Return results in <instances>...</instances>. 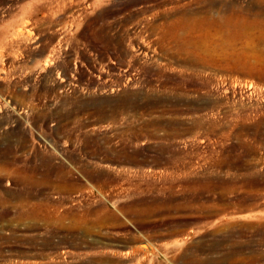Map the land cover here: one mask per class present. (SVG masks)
<instances>
[{
    "label": "rangeland",
    "instance_id": "obj_1",
    "mask_svg": "<svg viewBox=\"0 0 264 264\" xmlns=\"http://www.w3.org/2000/svg\"><path fill=\"white\" fill-rule=\"evenodd\" d=\"M173 1L0 0V264H264V0L204 70Z\"/></svg>",
    "mask_w": 264,
    "mask_h": 264
},
{
    "label": "bare ground",
    "instance_id": "obj_2",
    "mask_svg": "<svg viewBox=\"0 0 264 264\" xmlns=\"http://www.w3.org/2000/svg\"><path fill=\"white\" fill-rule=\"evenodd\" d=\"M173 3L172 9L177 8V11L153 14L154 16L161 14V20L156 23V27L162 33L161 50L165 54L181 57L190 69L203 68L204 70L219 64L225 54L223 52L224 47L230 36L223 6L215 8L207 0H187L184 2L174 0ZM199 3L198 10L191 8L192 5ZM239 34L243 36L244 32L240 31ZM136 68L138 69L140 66ZM142 69L145 70V68ZM145 71L147 74L150 72L149 70ZM124 72L125 74L121 73L123 76L119 75L120 78L122 77L124 83H130L133 80L132 73L129 70H124ZM207 106V102L202 101L198 108L205 109Z\"/></svg>",
    "mask_w": 264,
    "mask_h": 264
}]
</instances>
